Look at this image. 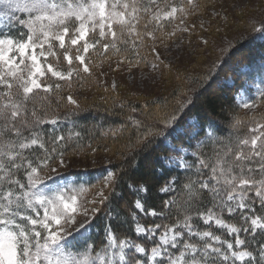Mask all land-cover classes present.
Here are the masks:
<instances>
[{"label": "snow or ice", "instance_id": "snow-or-ice-1", "mask_svg": "<svg viewBox=\"0 0 264 264\" xmlns=\"http://www.w3.org/2000/svg\"><path fill=\"white\" fill-rule=\"evenodd\" d=\"M163 3L161 7L158 0H0L5 9V20L22 26L19 37L0 32V264H147L140 255L135 260L128 257L126 249L144 254L145 247L128 239H120L118 243L111 222L99 245L85 237L92 218L100 211L98 204L108 200L107 192L114 190L116 176L108 173L102 180L107 191L97 190L91 198L86 195L81 198L91 186L78 184L66 174L72 166L67 149L74 138L81 137V132L58 133L56 126L60 118L48 115L46 110L41 112L36 101L41 93L51 94L61 89L60 83L45 79L49 74L56 81L69 83L81 73L90 75V61L86 62L90 49L99 46L105 53L112 49L119 54L118 43H130L136 49L138 40L155 41L159 38L156 33L164 31L167 24L176 20L183 23L185 17L199 7L197 0H163ZM12 13L27 14V18L12 16ZM250 27L264 33V20L259 21V27L256 22ZM168 35H175V28ZM66 42L70 47H66ZM57 45L63 50V61L67 62V68L63 70ZM73 49L74 54H70ZM49 57H53L55 63L49 61ZM67 101L79 108L71 95L67 96ZM191 102L185 100L156 125L145 127L142 121H136L138 128H144L136 141L141 151L156 137L174 135L178 142L187 139L191 146L192 139L211 136L203 125H182L178 113ZM260 103H264V92L260 93ZM257 106L255 100L243 102L245 109ZM239 123L237 120L236 124ZM45 124L53 127L46 130L42 127ZM260 129H264V124L249 129L259 134L240 140L239 143L248 146V150L240 148L233 153V159L228 158L232 153L229 147L222 154H215L214 163L207 158H197L195 163L185 161L177 165L185 171L195 168L197 176L196 180L189 178L182 185L186 190L181 209L183 219L177 218L172 226L162 223L141 226L137 223L136 227L138 235L144 234L148 238L155 237L158 229L162 231L159 245L151 248V259L155 264H230L233 259L243 261L246 257L259 264V260H264V241L258 242V255L252 251H235L234 244L244 245L245 239L237 235L233 244L223 241L212 231L197 233L191 222L196 215L205 223L215 220L216 225L229 228L230 233L243 231L253 237L257 235V228L264 229L259 217L250 218L244 212L246 208L252 210L250 204L245 203L246 199H251L248 195L251 191L264 205V179L257 181L253 175L264 176V131ZM49 181L53 186L46 194L40 189ZM178 182V178L170 177L160 189L172 197L163 200L158 209L145 207L140 199L134 202V208L141 215L153 218H165L166 213L172 215ZM257 184L258 187H254ZM129 187L138 192L148 191L146 186L129 184ZM205 196L210 197L212 205L206 214L193 209V205L202 203ZM218 213L229 216L238 213L244 223L240 228L225 224ZM133 218L136 219L135 213ZM249 220L251 228L246 226ZM77 235L83 238V244L76 241ZM197 235L203 241L202 245L192 241ZM172 250L178 251L179 255Z\"/></svg>", "mask_w": 264, "mask_h": 264}, {"label": "trees", "instance_id": "trees-1", "mask_svg": "<svg viewBox=\"0 0 264 264\" xmlns=\"http://www.w3.org/2000/svg\"><path fill=\"white\" fill-rule=\"evenodd\" d=\"M20 33L17 29L13 31V36L19 37ZM160 33L157 32L156 35ZM258 33L248 34L243 37L238 44H234L230 50L223 54L216 64L209 66L207 69L204 68L206 69L205 71L194 76L189 85L186 87L181 86V88L178 87L176 92L171 93L165 99L147 103L144 111L141 105L138 104L121 105L113 101H109L107 104L104 100L105 104L99 101H92L85 108L68 109L65 97L60 92L66 89L64 84L62 85L64 88H61L58 93L54 91L55 94L53 92V96L51 94V96L46 97L44 93L40 94V97L36 101V107L41 112L46 110L48 115L54 114L60 118V128L57 129L58 133L66 135L72 130L81 132V137L74 138L69 144L67 151L70 156L79 153L85 154L86 152L108 153L114 147L119 150L115 163L110 165L111 170L116 176L115 188L108 194V200L104 202L92 222L94 230L92 241H95L98 245L101 243V240L104 241L106 226L110 222L116 230L118 240H135L137 235L135 233L133 213H137V210L134 208L137 196L142 197L145 207L158 209L163 200L172 197V194L160 191L170 177L172 179L178 178L179 181L175 185L176 192L174 199L176 200V205L172 208L173 214L168 215L166 213L165 218L160 220V223L171 226L176 223L177 218L183 219L181 209L184 207L183 202L186 199V190L182 189V185L189 178L192 180L197 179L195 174L196 169L193 168L187 172L168 169L163 164L162 158L169 157L171 151L165 145L164 137H156L152 144L141 151L136 141L144 133V128H138L135 124L136 121H142L145 127L156 125L157 121L162 120L165 115L178 108L185 100H190L192 102L187 104L178 113L181 116L182 125L186 123L187 119L195 118L205 129L213 126V136L208 138L198 149L196 156L191 159V163H195L197 158H207L214 163L213 158L215 154H222L229 147L232 149V153L228 157L229 159H233V153L240 148H244L245 151L248 150V146L241 145L239 141L244 138L250 139L251 136L256 135L257 132H250L249 129L264 124V114L248 115L242 113L241 110V113H238L237 108L239 106L234 97V86H229L224 81L232 77V79L236 80L237 85L239 82L237 71L243 66L254 65V62L257 60V54L264 49V46L261 45L262 43H257L254 40ZM150 43L151 41L147 38L138 40V47L136 49H133L130 43L128 45L118 43L117 47L121 49V53L118 54L114 50L109 49L108 53L104 52L103 58L122 56L135 63L140 56L141 63L147 57L145 52L150 48ZM137 52L139 55L136 54ZM90 79L89 75H84L78 87L82 88V90H85L88 86L92 88L93 84H91ZM257 102L260 106L264 107V103H260V97ZM133 108L136 109L135 112L139 110L143 111L140 114L141 117L131 113ZM57 109H59L58 113H54ZM237 120L240 121L239 125L236 124ZM42 127L50 130L53 126L45 124ZM88 145L92 147L89 148ZM236 170L238 171V169ZM205 171L208 172L209 170L206 169ZM253 175L257 181L264 179V176L258 173H254ZM129 184L136 187L146 186L148 191L144 195H141L142 193L135 191L134 188L130 189ZM254 187H258V184ZM248 195L251 198L248 199V204H250L253 214L264 220V205L260 203L259 197H255L254 191L249 192ZM252 200L255 203H252ZM211 206L210 197L205 196L202 203L193 205V209H199L205 213ZM197 217L193 215V224H196L197 227L203 230H210L203 227L199 221H196L195 218ZM227 220L237 228H240L244 223L240 219L239 214L228 216ZM154 223L155 221H153ZM211 231L224 239H229V236L223 231L216 228ZM241 234L242 238L246 241L244 244L246 249L252 251L254 255H258V242L264 241V230L257 231L255 237L246 233ZM249 264H255V262H250ZM259 264H264V260H259Z\"/></svg>", "mask_w": 264, "mask_h": 264}, {"label": "rangeland", "instance_id": "rangeland-1", "mask_svg": "<svg viewBox=\"0 0 264 264\" xmlns=\"http://www.w3.org/2000/svg\"><path fill=\"white\" fill-rule=\"evenodd\" d=\"M173 2H178V0H173ZM158 3H160L161 7L164 6L163 0H158ZM197 3L199 7L195 12L187 15L183 23H180L179 20L173 21L171 24L164 22L168 26L164 31H160L161 33L157 35L159 38L155 41L149 39L151 43L149 46L150 48L145 52L147 54L145 61L143 60L140 63V56L135 63L126 58L121 62L122 56L103 58L104 51L98 46L97 49H90L89 53L86 54V62L90 61V67L92 69L90 75L81 73L79 77H74L71 83L67 81H56L50 74L45 77V79L51 83H60L61 88L65 86L66 89L60 92L62 96L65 97L68 109H77L76 106L69 104L67 101V96L71 95L77 100L79 108L89 106L92 101H99L100 103H104L105 101L107 104L109 101H113L121 105H128L130 103L138 104L141 105L144 111L147 103L165 99L171 93L176 92L178 87H186L190 84L194 76L205 71L209 66L216 64L221 56L230 50L234 44H238L243 37L248 34H256L257 32L253 30L250 25L256 22L258 27L259 21L264 19V0H197ZM4 13V6L0 5V32H3L6 36L14 37L13 31L18 29L21 32V36L22 26L15 22L10 24L5 20ZM11 15L27 18V14L12 13ZM174 28L175 35L169 36L168 33L172 32ZM185 28L188 30L185 31ZM91 38L92 34H90V40ZM96 38L98 39V36H96ZM205 40L208 41L207 44L204 43ZM254 40L257 43H262L261 45L264 46V33L259 32ZM66 47H70V44L67 42ZM153 48L155 51H153ZM57 50L61 53L60 67L62 70L66 69L67 62L63 61L62 58L63 50H59L58 45ZM70 54H74V49ZM48 59L55 63L53 57H49ZM154 64L158 65V67H153ZM237 72L239 76V78L237 77L239 80L237 85L236 80L232 79V77L226 79L224 82L229 86H234V97L239 106L237 108L238 113H241V110L242 113L248 115L264 114L263 106L259 105L249 109L243 107L244 101L252 102L255 100L257 102L260 93L264 92V49L257 54V60L254 62L253 66H243ZM82 75H89L91 84H93V86H91L92 88L88 86L85 90H82V88L78 87L79 83L82 81ZM63 84L64 86H62ZM51 94L53 96V93ZM51 94H45L44 96L48 97L51 96ZM58 110L59 109L54 113H58ZM143 111H132L131 113L141 117L140 114ZM191 125L200 126L195 118L187 119L183 126L187 127ZM56 127L57 129L60 128V122ZM205 130L206 132H211L212 135L192 139L190 141L191 146H189V141L187 139L178 142V138L174 135L164 137V143L170 149L171 155L162 158L163 164L168 169L187 172L183 167H178L177 165L183 164L185 161L191 164V159L196 156L198 149L208 138L213 136V126H209ZM260 131L264 130L260 129ZM258 134L259 132L256 133V135ZM118 151L119 150L114 147L108 153L86 152L85 154L79 153L71 156L72 166L67 170L66 174L70 175L72 180L76 181L78 184H82L86 187L91 186L87 193L81 195V198L85 195L91 198L97 190L107 191L104 189L101 182L106 178L108 173H113L110 165L115 163ZM52 186L51 181H49L47 185H42L40 190L47 194L48 189ZM139 192L142 193L141 195L145 194L143 191ZM109 193L110 192H107V195ZM138 197L139 196H137L136 200L140 199L142 202V197ZM245 203L248 204V199L245 200ZM103 204H98L99 209H101ZM213 211L217 210L213 208ZM244 212L247 213L250 218L258 217L248 208L244 209ZM135 214L136 234L137 223L141 226H148L153 225V221H155L154 224H159L160 220L164 219L159 216L153 218L151 216L141 215L138 211ZM237 214L238 213H234L232 216ZM218 215H220L221 219L225 220V224L236 227L228 222L227 217L229 215L227 213H218ZM94 218H92V222ZM195 219L199 221L203 227L209 228L210 230L208 231L216 228L226 233L229 239L227 240L221 237L223 241L233 242L234 244L237 235L240 236L241 233L245 234L242 231L238 234L230 233L229 228L216 225L215 220L205 223L199 216ZM92 222L88 232L84 234L85 237H89L91 234ZM191 222L193 224L194 218ZM260 222L264 223V220L260 218ZM193 225L197 233L205 231L197 227L196 224ZM247 226L251 228L250 220ZM262 230L264 229L257 228L256 232ZM162 234V231L158 229L155 237L148 238L144 234H137L135 240L128 239L131 242L145 247L146 250L144 254H135L134 249H126L128 257L135 260L136 256L140 255L146 259L147 264H155L151 259V248L159 245L160 236ZM171 234L172 233H169V236H171ZM186 235L187 233L185 232V236ZM240 238H242V234ZM103 239H105V234ZM204 239L209 240L210 238ZM76 241L80 244L84 242L83 238L79 235L76 236ZM192 241L201 245L203 244L199 235L194 236ZM117 242L119 243V240H117ZM224 248H226V244ZM233 250L248 251L245 245L236 246L235 244ZM114 251H118V249ZM172 251H174L176 255H179L178 251ZM159 259L160 258L157 257V260ZM250 262V259L246 257L243 261H236L233 259L230 264H249Z\"/></svg>", "mask_w": 264, "mask_h": 264}]
</instances>
